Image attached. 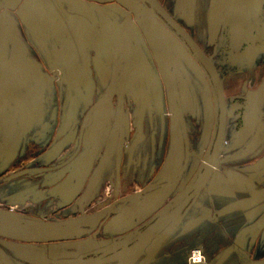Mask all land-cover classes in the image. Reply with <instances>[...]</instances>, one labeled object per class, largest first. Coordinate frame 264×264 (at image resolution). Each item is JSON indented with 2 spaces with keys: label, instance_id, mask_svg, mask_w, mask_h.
Listing matches in <instances>:
<instances>
[{
  "label": "flooded vegetation",
  "instance_id": "flooded-vegetation-1",
  "mask_svg": "<svg viewBox=\"0 0 264 264\" xmlns=\"http://www.w3.org/2000/svg\"><path fill=\"white\" fill-rule=\"evenodd\" d=\"M132 1L140 6L139 11L146 10L150 14L149 18L142 20V25H146L152 31L149 34V31L146 30L147 37L139 31L140 28H138L137 20L133 14L136 10L135 7H128ZM149 1L154 5L152 6L144 0H81L83 5L80 13L87 19V24L92 32H96L93 33L96 40L105 45L106 55L101 48L92 47L85 52L84 56L73 37L68 39L64 37L62 43L67 46L65 45L64 49H60L55 41L48 38L49 35L47 36L46 33L36 27L37 34H40V39L46 44V49L40 47L35 37L28 34L15 13L12 12L18 21L17 40L26 47L28 57L39 65L44 84L46 82L44 104L47 103V106H50L49 116L57 108V119L55 127L45 137L44 142L40 145L29 144L26 158L19 164L0 173V190L3 193L0 195V215L6 211L11 215L29 220V217L34 216L38 211V203L41 208V205L42 207L47 206L51 201L50 198H41L50 194L53 189L47 180L48 174L62 171L61 184L71 190L69 193L77 192V194H75L74 199L58 208L53 215L58 214L61 216V220L76 218L81 214L85 217L101 215L100 223H104L106 219L111 217L112 210L123 200L124 196L122 192H116L113 188L110 191H105L106 188H109V182L104 181L98 185L97 193L85 206L81 208L78 205L85 193L92 189L99 173L113 153L115 154H113L114 162H116L118 145L120 147V154L118 155H122V159L130 161V164L135 168H139L146 162V158H144L145 148L147 154L151 151L152 155H155L157 150L162 153L165 149L164 143L168 141L167 130L166 137L152 133L154 132L152 130L154 128L153 105L151 104V117L145 111L146 120L141 121L139 117H130L132 116L130 114L132 113L133 101L130 98L128 86H125L122 100H119L118 81L125 68V59L122 49H120V42L111 44L106 41L102 33L98 32L101 29L115 35L117 25L123 22L129 25L128 28L134 36L138 50L141 52L140 55H142V59H140L144 74L147 77V88L150 91H160L161 93L162 106H164L165 111L161 120L166 126H173L174 123L176 126L181 125L182 130H184L190 115L180 109V105L183 104L180 93L183 97L185 96L187 85L179 60L182 57L188 60L186 63L182 61V64L183 68L187 67V74L192 86L195 87L196 83L201 86L207 94L208 104L214 110L212 119L214 131L210 156L213 153L221 116L214 73L218 77L224 98L225 128L227 127L230 108L236 109L235 122L240 127L243 124V116L247 112H252L253 102L264 88V77L256 87V81L252 76L248 75V79L245 81H242V78L246 74L253 73L258 67L257 62L261 61V66H264V0H226L227 6L223 10L218 33L215 36L209 32V17L212 6L220 0ZM42 2L51 8L50 11L57 13L65 26V19L55 7L54 1L42 0ZM91 4L94 7H91ZM109 23L114 27H111ZM192 46L202 53L206 61L210 62L214 71ZM10 56L13 60L16 56L20 58L14 53H11ZM148 70L154 75L153 85L148 81ZM15 73L17 83H23L24 80L21 81L22 78L18 76V70ZM230 81L236 84L233 95H228L226 89V84ZM110 91L113 92L108 97L107 103L111 107L110 115L102 119L98 128L100 135L93 134L97 112L94 110L88 119L87 116L90 109ZM1 96L0 107L3 102ZM170 103L171 108L169 109ZM33 104L36 106L38 101L33 102ZM44 104L34 115L37 117L36 121H41L43 118ZM1 109L0 124L8 128L4 137L7 142L12 141L13 147L16 149L20 141L27 139L28 132L32 130L33 125L31 123L33 122L29 118L30 127L27 128L24 124V128H21L16 116L17 118H9L7 120L9 123L6 126L4 124V110ZM75 116L76 118H74ZM42 121L40 124L43 123ZM258 124L264 125V117L257 119L256 126ZM177 130L176 137H179L178 127ZM110 139L112 140L110 141L111 154L98 170ZM223 144L224 137L222 146ZM259 145L260 149L255 150ZM94 148L97 150L93 154L87 172L85 174L82 171L79 172V165ZM221 150L222 147L220 153ZM249 152H254L255 157L264 154V135H260L256 139L254 133L238 151L237 157L245 156ZM52 155L58 158V163L50 161ZM160 157L162 156L160 155ZM238 165L240 171L237 173L239 178L243 180L245 179L241 171L243 170V163L239 161ZM256 167L264 169V160L257 163ZM169 184H175V181ZM261 188L263 189L261 198H264V183ZM102 191L105 192L102 193ZM31 193L34 195L31 196ZM178 193V191L173 192L166 199L165 208L173 206L174 209L176 207L175 201ZM195 201L183 210L182 215H187ZM214 214L216 213L214 212ZM42 215H46V213ZM44 218L45 220L48 219L47 216ZM157 218L133 229L129 234L132 233V236H136L144 233ZM0 248L4 250L13 264H21L18 260L15 262V259L11 257L1 242ZM188 255L185 258L186 264H188ZM205 260L208 261L206 255ZM0 264L4 263L0 260Z\"/></svg>",
  "mask_w": 264,
  "mask_h": 264
},
{
  "label": "crops",
  "instance_id": "crops-1",
  "mask_svg": "<svg viewBox=\"0 0 264 264\" xmlns=\"http://www.w3.org/2000/svg\"><path fill=\"white\" fill-rule=\"evenodd\" d=\"M182 61L186 63L188 60L183 57L179 60L187 85L185 96L183 97L180 93L183 103L180 109L182 112H188L190 118L187 119L184 130L181 125H177L179 137L175 136L172 125L166 126L161 120L165 111L160 91H150L154 125L152 133L166 137V130L168 132V141L164 143L165 149L162 153L157 150L155 155H152L151 151L147 154L145 148L146 162L139 168L133 167L130 161L122 159V155L118 154L114 162L115 154H112L92 189L85 193L78 205L82 208L89 203L97 193L98 185L104 181L109 182V188L105 191L113 188L116 192H122L123 200L116 205L111 212V217L101 226L86 225L72 229L64 228L60 231L46 230L44 234L33 232L28 235L12 229L0 228V242L15 262L18 260L21 264H86L95 258L98 259L103 255L102 250L107 251V246L110 247L109 251L115 250L117 244H124L134 237L132 233L129 234L130 231L150 222L165 211H170L172 208H165L166 199L164 198H168L176 191L179 192L176 198L180 197L198 179L203 161L210 157L214 110L208 104L207 94L201 86L198 83L195 87L192 86L187 67L183 68ZM260 62L256 63L258 67L252 74L243 76L242 81L247 80V76L250 75L256 81L255 87L258 85L264 77V66H261ZM235 85L231 81L226 84L228 95L234 94ZM130 98L133 101L130 117H139L141 121L146 120V114L140 116V98L135 93H132ZM253 104L252 112H247L243 116L241 127L235 122L236 109H229L224 144L216 167L208 184L180 225L174 230L172 225L166 226L145 249V252L113 264H139L144 257L154 251L156 252L148 264H186L187 252L196 246L202 248L209 264H214L215 259L226 250H231V253L223 264H249L264 260V257H261L264 256V198L255 200L245 209L218 215V212L228 205L249 199L244 184L237 179L239 177L237 172L240 171L239 161L243 163L242 174L254 193L261 194L263 190L261 187L264 183V169L256 165L264 160V154L255 157L254 151L240 158L237 157L238 151L254 134L257 119L264 117V89L257 95ZM42 111L43 123L36 121L35 116L27 139L20 141L16 149L13 147L14 143L7 142L4 137L8 128L0 124V173L23 161L29 144L40 145L51 133L56 124L57 108L49 116L50 106L46 103ZM259 149L260 145L255 150ZM50 161L59 162L55 155L50 156ZM62 174V171H57L47 176L53 189L50 194L41 198H50L51 201L47 206L41 205L42 209L38 203V211L34 216L29 217V222L36 227L85 217L81 214L76 218L61 220V216L57 213L53 215L58 208L74 199L77 194V192L69 193L71 190L61 184ZM172 181H175V184H169ZM1 194L3 193L0 190ZM32 194L31 196L34 195ZM152 201L154 202L146 207L147 203ZM81 212H83L82 209ZM43 213L46 215H42ZM8 215L9 213L4 211L0 216L8 217ZM44 216L48 219L45 220ZM197 219L199 222L195 226L186 228L190 222ZM100 221L101 217L99 223Z\"/></svg>",
  "mask_w": 264,
  "mask_h": 264
},
{
  "label": "water",
  "instance_id": "water-1",
  "mask_svg": "<svg viewBox=\"0 0 264 264\" xmlns=\"http://www.w3.org/2000/svg\"><path fill=\"white\" fill-rule=\"evenodd\" d=\"M55 7L60 11L61 15L65 19V26L62 24L59 19L57 13L54 11H50V7H47L42 0H0V86L2 95V105L0 108L4 110V124L7 126L9 123L7 120L9 118H17L18 117V125L21 128H24V124L26 127H30L29 118L32 120L34 115L37 113L39 109L42 108V104L45 103L44 94H45V86L43 76L41 75V70L38 64H35L34 61L28 57V51L22 42L17 40V19L12 14L15 13L17 18L20 20L21 24L25 27L28 34L35 37L36 42L40 47L45 48L46 44L41 38L40 34H37L38 31L36 27L42 30L44 33L49 35L48 38L55 41L57 45H59L60 49H64L65 45L63 42L64 37L68 39L69 37H73L74 41L79 45V49L81 53L85 56V52L90 50L92 47L97 49L101 48L103 53L106 55L105 45L103 43H99L94 37L92 29L89 28L87 24L88 21L85 17L81 15V0H53ZM148 1L152 6L149 0ZM94 7L93 4L90 5ZM135 7L134 17L137 20L138 28H140V32L147 37V31L150 32V28L146 27V25H142L143 18H149L150 14L145 11H139L140 6L135 2H130L128 7ZM227 2L226 0H220L212 6V11L209 17V32L213 36L218 33V29L221 22V16L223 10L226 8ZM111 27H114L111 23H109ZM129 25L126 22H123L115 27L117 29L115 35H111L107 30L101 29L98 32L102 33L105 40L110 42L111 44H115V42H120V49H122V54L125 59V68L119 78L118 81V97L119 100H122L124 88L125 86L129 87L130 95L132 93L137 94L140 98L141 106H140V116H143L145 111L150 116L151 107H152V96L150 90L147 88V77L144 74V70L142 67V55L138 50L137 43L132 35ZM147 28V29H146ZM70 35V36H69ZM59 38V42L57 40ZM71 42V40H70ZM84 49H83V46ZM67 46V45H66ZM128 47V48H127ZM194 50L200 55V57L209 64L211 69L214 68L211 66L209 61H206V58L202 55V53L192 46ZM46 49V48H45ZM14 53L15 56L19 55V57H15L14 60L11 59L10 54ZM57 53V51H56ZM141 58V59H140ZM18 70V76L22 78L21 81L24 80L23 83H17V77L15 71ZM148 81L150 84L154 81L153 73L148 70ZM215 83L218 91L219 101H220V125L219 131L214 143V149L212 155L203 161L202 170L203 173L199 175L198 179L187 188L175 201L176 207L172 208L168 212H164L158 216L157 220L151 225V227L145 231L144 233H140L134 236L132 239H129L128 242L124 244H117V248L113 251H109L110 247L107 246V251H103V255L94 261H90L86 264H113L129 257H132L138 253L145 252V249L153 242V240L159 235V233L168 225H172V230L176 229L177 226L184 220L185 216L182 215L183 210L187 209L190 203L194 202L197 199L201 191L208 184L213 171L216 167L218 156L220 154V149L222 147L224 131H225V104L224 98L222 95V90L218 81V77L216 73ZM153 85V84H152ZM49 88V87H48ZM264 89V88H263ZM262 89V90H263ZM48 90V89H47ZM113 92L106 93L98 103L89 111L87 119L95 110V130L93 134L97 133L100 135L98 128L100 127V123L104 117H108L110 115V109L108 103V97ZM38 101V104L35 106L33 102ZM1 109V110H2ZM3 112V111H2ZM39 113V112H38ZM17 116V117H16ZM39 116H41L39 114ZM176 122V121H174ZM174 134L176 136L177 126L176 123L173 125ZM255 138H259L260 135H264V125L258 124L254 130ZM110 141H108V145L105 149V154L98 166V170L101 166L104 165L109 155L111 154L112 148H110ZM254 144V142H253ZM250 148V147H249ZM97 149L94 148L89 155L83 159L82 163L79 165L78 171H82V173H86L91 160L93 158V154ZM117 154H120V147H117ZM239 182L245 185L248 191L249 199L238 201L236 203H232L228 205L224 209L218 212V215H226L235 211H239L241 209H245L250 207L255 200L262 197V194L254 193L252 187L248 183L246 179L237 178ZM167 199V198H164ZM156 199H154L155 201ZM154 201L147 203V206H150ZM11 215V214H9ZM101 215H95L90 217H83L78 220H71L66 222H52L48 224H42L40 227H36L31 224L29 220L18 217V216H0V228L1 229H12L15 232L28 235L33 232L43 233L46 230L54 231L61 229H72L78 228L86 225H98L101 226L102 223H99ZM199 220H194L186 226V228H190L195 226ZM137 241V242H136ZM109 245V244H108ZM121 245V246H120ZM200 248V247H195ZM203 251V250H202ZM156 251L150 253L139 264H148L151 258L154 256ZM231 250H226L222 254H220L216 259L214 264H223L226 258L230 255ZM204 254V253H203ZM205 256V254H204ZM0 260L4 264H13L8 255L0 248ZM203 264H209V261H206ZM249 264H264V260L260 262H254Z\"/></svg>",
  "mask_w": 264,
  "mask_h": 264
},
{
  "label": "built area",
  "instance_id": "built-area-1",
  "mask_svg": "<svg viewBox=\"0 0 264 264\" xmlns=\"http://www.w3.org/2000/svg\"><path fill=\"white\" fill-rule=\"evenodd\" d=\"M205 256L201 248H193L187 258L188 264H203Z\"/></svg>",
  "mask_w": 264,
  "mask_h": 264
},
{
  "label": "rangeland",
  "instance_id": "rangeland-1",
  "mask_svg": "<svg viewBox=\"0 0 264 264\" xmlns=\"http://www.w3.org/2000/svg\"><path fill=\"white\" fill-rule=\"evenodd\" d=\"M196 247H200V246H196ZM194 248H195V247H194ZM190 250H191V249H190ZM190 250H189V251H190ZM189 251L187 252V254H189ZM261 257L263 258L264 256H261Z\"/></svg>",
  "mask_w": 264,
  "mask_h": 264
}]
</instances>
